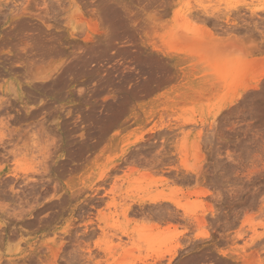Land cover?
<instances>
[{
	"label": "rangeland",
	"instance_id": "374dc122",
	"mask_svg": "<svg viewBox=\"0 0 264 264\" xmlns=\"http://www.w3.org/2000/svg\"><path fill=\"white\" fill-rule=\"evenodd\" d=\"M20 12L83 62L34 50L61 99L0 107V264H264V0H0V38Z\"/></svg>",
	"mask_w": 264,
	"mask_h": 264
},
{
	"label": "bare ground",
	"instance_id": "6f19581e",
	"mask_svg": "<svg viewBox=\"0 0 264 264\" xmlns=\"http://www.w3.org/2000/svg\"><path fill=\"white\" fill-rule=\"evenodd\" d=\"M33 21L27 13L23 12L21 14L20 12V14L18 16L16 15V17H14V20L10 22L9 26L3 31L2 35H4L2 38H0L1 43H5V45H1L0 43V47H2L3 45L6 46L9 43H15L12 45V48H14V50L10 48L12 51H14V54L9 53L2 56L0 55V73H3L4 75H20L18 77L23 81V83L18 82V88L16 90L11 89L10 92L13 91L11 95H5L7 98L5 96L3 98H0V107L4 108L3 106H5L6 111L17 110V112L21 113L22 119L26 121L31 119L33 120L34 118H39V116L41 117L43 115V112L46 109H49L50 105L59 102V100L61 99V96H59L60 98H52L49 101H38V105H30L36 100H39L36 95L38 96L39 94H43L45 96H48V87L55 86V88H58L57 85L60 81V77H56L55 75H49L43 78H34L31 76L32 65L29 58L34 55L38 56L35 53L33 55L32 52L34 50H38L40 55L42 56L58 53V55L61 54V56L63 55L64 57H66L65 62H63V67L58 71V73H56V75H59L66 69L78 67L82 65L81 63L83 62V57L79 53L83 47H77L78 44L76 46V42L74 41V38H76L74 34V28H68V38L63 39L62 31H52L50 30V27H46V29H44L42 23H39L37 20L36 21L38 23H33ZM39 21L43 22V20ZM4 46L2 47V49L4 48ZM30 46L32 47L31 52L28 50ZM7 47H9V45ZM29 53H32V55L30 56ZM13 85L15 86V84ZM41 97L39 98L41 99ZM50 102H52L53 104H50ZM61 110L62 108H59V112ZM62 118V115H58V119L60 120L59 125L65 124L64 120H61ZM2 128V122H0L1 137H3ZM43 157L45 156L43 155ZM47 157L48 156H46L43 160L47 161L45 160L47 159ZM76 160L77 159H75L74 161Z\"/></svg>",
	"mask_w": 264,
	"mask_h": 264
}]
</instances>
